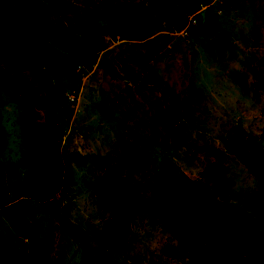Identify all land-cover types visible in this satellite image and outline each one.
I'll list each match as a JSON object with an SVG mask.
<instances>
[{
  "label": "rangeland",
  "instance_id": "1",
  "mask_svg": "<svg viewBox=\"0 0 264 264\" xmlns=\"http://www.w3.org/2000/svg\"><path fill=\"white\" fill-rule=\"evenodd\" d=\"M0 45V264H27L25 252L29 264H212L224 249L229 264H264V0H0ZM38 124L86 162H65L49 202L13 200L44 161ZM209 151L220 161L202 176ZM164 163L195 183L221 232L187 198L192 243L171 238L156 212L184 196L156 193ZM128 184L146 208L111 247L106 189L122 197Z\"/></svg>",
  "mask_w": 264,
  "mask_h": 264
},
{
  "label": "trees",
  "instance_id": "2",
  "mask_svg": "<svg viewBox=\"0 0 264 264\" xmlns=\"http://www.w3.org/2000/svg\"><path fill=\"white\" fill-rule=\"evenodd\" d=\"M198 18H200L199 15ZM0 56L7 57V53L1 45ZM0 84L2 86L7 85V77L2 70H0ZM189 88H192L191 84H189ZM56 97L58 98V94H56ZM37 128L45 137L37 142L35 151L43 156L44 161L35 170L25 174L12 196L13 200L27 198L35 202L47 203L64 186L65 162L72 161L77 166L85 165L86 158L79 151L74 150L63 153L59 149L56 138L48 135L50 131L48 125L38 124ZM140 154L141 149L134 147L130 149L128 157L136 159ZM209 154L215 157L216 160L210 162L203 168L201 171L202 176H205L220 161L219 156L215 152L209 151ZM10 166L14 167L13 164ZM164 168L169 180L166 185H157L155 188L156 193L166 198L174 191H181L184 198L180 204L159 209L156 212V219L171 238L176 241L178 246L187 249L192 243L195 231L196 218L187 198L192 199L197 205L202 218L214 227L216 232H221L223 227L222 221L211 211L205 197L195 183L185 182L182 176L176 170L169 167L167 163H164ZM106 190L118 202V205L113 214L104 222L100 231L105 244L114 247L130 233L131 220L146 208V203L142 196L130 184L126 186L122 197H118L113 189L107 188ZM164 254L169 257H185L187 253L185 251H179L176 246L165 245ZM23 260L29 264L32 261L31 254L25 252ZM230 261L231 255L224 249L213 259L212 264H229Z\"/></svg>",
  "mask_w": 264,
  "mask_h": 264
}]
</instances>
